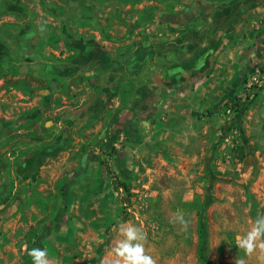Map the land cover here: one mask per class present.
I'll list each match as a JSON object with an SVG mask.
<instances>
[{
  "label": "rangeland",
  "instance_id": "1",
  "mask_svg": "<svg viewBox=\"0 0 264 264\" xmlns=\"http://www.w3.org/2000/svg\"><path fill=\"white\" fill-rule=\"evenodd\" d=\"M183 2L0 0V41L10 47L9 55L18 56L23 36L38 29L24 20H45L40 28L54 34L58 28L47 26L58 19L67 32L89 38L96 32L117 58H134L131 74L116 81L121 134L101 139L100 134H66L61 150L41 160L27 156L28 150L9 161L16 145L0 150V264H31L27 252L61 214L64 226L41 240L51 264H90L106 242L99 264H114L112 248L121 222L143 229L147 253L157 264H201L202 215L213 263L244 258L246 264H264L259 252L248 258L236 246L264 213V56L248 65L241 54L233 60L220 55L224 45L211 70L198 72L191 92L163 95L142 114L147 122L136 123L135 134L125 124L134 120L133 111L143 100L146 69L165 79L168 67L182 57L177 35L192 39L208 28L194 15L184 26L172 20L183 12ZM5 94L0 95L3 111L9 110L1 101ZM113 177L124 187L114 189ZM180 211L190 220L186 232L170 223Z\"/></svg>",
  "mask_w": 264,
  "mask_h": 264
},
{
  "label": "crops",
  "instance_id": "2",
  "mask_svg": "<svg viewBox=\"0 0 264 264\" xmlns=\"http://www.w3.org/2000/svg\"><path fill=\"white\" fill-rule=\"evenodd\" d=\"M183 3V12L174 14L172 20L184 26L194 15L208 28L203 33L196 32L192 39L177 35V51L182 57L173 66L166 64L165 79L149 75L144 68L148 79L143 96L139 97L143 100L134 113L135 121L127 119L125 123L133 128L129 134H135L136 123L147 122L142 114L155 107L163 95L191 92L198 82V72L211 70L224 45V53L220 55L233 60L236 54H241L248 65L264 56V0L223 3L184 0ZM6 11L7 7L2 8V12ZM175 15L180 19H174ZM52 21L47 30L53 26L58 31L45 34L40 28L45 20H24L26 26L30 23L38 29L23 36L18 56L7 54L10 47L2 45L5 40L0 41V95L6 93L1 101L9 108L0 110V150L8 145H16L12 149H17L13 154L6 152L7 156L12 154L9 161L28 150L26 155H31V159H48L65 145L66 134H100L98 139H101L104 134L122 131L121 91L116 81L131 74L130 63L134 58H117L114 50L99 42L96 32L89 38L82 32H67L65 22ZM110 111L112 114L107 113Z\"/></svg>",
  "mask_w": 264,
  "mask_h": 264
},
{
  "label": "clouds",
  "instance_id": "3",
  "mask_svg": "<svg viewBox=\"0 0 264 264\" xmlns=\"http://www.w3.org/2000/svg\"><path fill=\"white\" fill-rule=\"evenodd\" d=\"M170 223L178 225L183 232L190 227V220L182 211L175 213ZM117 234L112 248L114 264H157L153 256L147 253V234L142 228L130 222H121L117 226ZM236 246L245 257L250 258L259 252L260 259L264 260V213L257 215L251 227L238 238ZM27 255L31 258V264H51L45 249L32 248ZM235 264H246V260L238 258Z\"/></svg>",
  "mask_w": 264,
  "mask_h": 264
},
{
  "label": "trees",
  "instance_id": "4",
  "mask_svg": "<svg viewBox=\"0 0 264 264\" xmlns=\"http://www.w3.org/2000/svg\"><path fill=\"white\" fill-rule=\"evenodd\" d=\"M220 3H223L225 1L228 0H214ZM0 67H1V63H0ZM251 70H254V66L251 68ZM1 72V70H0ZM139 108V107H137ZM134 113L135 110L133 111V117H134ZM133 131V128H129V132L131 133ZM128 132V133H129ZM132 135V134H131ZM135 137L133 136V139ZM104 170L108 171V168L106 165H103ZM84 171V167L81 168V170L79 171V174L81 175ZM112 185L114 187V189H119L121 187H124L123 184H121V182H119V180L116 177L112 178ZM209 204V200L206 202V205ZM62 215V214H61ZM58 216L57 218H54L53 220H51L43 229L42 234L38 237V239L35 242V247L36 248H41V240L46 237L49 232L57 227H61L64 226V222L61 221L62 217ZM199 233L201 236V245H200V249H199V253H200V262L201 264H216L213 263L207 255V243H206V239H207V232H206V224H205V220H204V216L202 215L200 217L199 220ZM107 246V242L102 244L101 246H99L96 250V255L95 257L90 261V264H99L100 262V256L103 253L104 248Z\"/></svg>",
  "mask_w": 264,
  "mask_h": 264
},
{
  "label": "flooded vegetation",
  "instance_id": "5",
  "mask_svg": "<svg viewBox=\"0 0 264 264\" xmlns=\"http://www.w3.org/2000/svg\"><path fill=\"white\" fill-rule=\"evenodd\" d=\"M174 19H176V20H179L180 19V17H178V16H174Z\"/></svg>",
  "mask_w": 264,
  "mask_h": 264
},
{
  "label": "water",
  "instance_id": "6",
  "mask_svg": "<svg viewBox=\"0 0 264 264\" xmlns=\"http://www.w3.org/2000/svg\"><path fill=\"white\" fill-rule=\"evenodd\" d=\"M182 16V15H181Z\"/></svg>",
  "mask_w": 264,
  "mask_h": 264
}]
</instances>
